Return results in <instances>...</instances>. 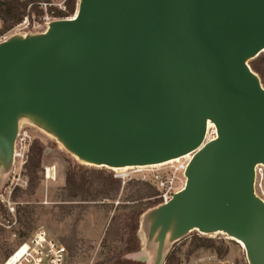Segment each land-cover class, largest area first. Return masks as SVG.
Instances as JSON below:
<instances>
[{
	"label": "water",
	"instance_id": "water-1",
	"mask_svg": "<svg viewBox=\"0 0 264 264\" xmlns=\"http://www.w3.org/2000/svg\"><path fill=\"white\" fill-rule=\"evenodd\" d=\"M263 51L264 0H79L73 18L0 42V170L23 118L90 166L193 153L149 237L220 232L264 264V88L248 65Z\"/></svg>",
	"mask_w": 264,
	"mask_h": 264
},
{
	"label": "rangeland",
	"instance_id": "rangeland-1",
	"mask_svg": "<svg viewBox=\"0 0 264 264\" xmlns=\"http://www.w3.org/2000/svg\"><path fill=\"white\" fill-rule=\"evenodd\" d=\"M262 53L264 54V51ZM20 129L27 130L32 137L30 147L36 141L43 146L44 150L41 158V168L37 171L39 177L38 185L33 193L26 191L28 179L23 175L24 165L23 167L19 166L18 160H13L7 169L0 170V190L2 189V194H0V259L21 241L19 236L21 227L18 222L15 225L11 223L13 217L8 215L7 209L4 207L8 196V185L15 174L20 172L22 178L27 180V186L26 188H19L22 191L19 192L18 197L15 200L11 198V200L14 202L15 211L19 204L28 205L34 209L32 231L41 228L59 240V237L69 234L76 217V213H73L63 219H59L58 204L60 201L57 200L56 195L63 185L66 167L78 160L51 133L37 126L28 118L21 119ZM212 133V127H210L208 136L213 137ZM45 166H53L55 168V179H44L43 167ZM118 172L126 174L127 180L131 178L143 180L141 173L133 169L127 168L122 172ZM122 198V196L117 197L113 202L114 206L124 204L125 202L122 201ZM106 202L111 203L110 201ZM155 207L145 210L141 215L129 208L106 211L103 208L89 207L82 213L76 227V237L80 239L81 249L74 259L69 260L68 258L66 264H94L105 256L107 251L101 247L100 242L111 217L115 213L121 215L117 232V237L120 239L119 248L123 247V241L135 231L134 226L137 223L138 230L136 233L140 238L143 250L141 253L138 251L131 255L138 260H142L144 264H156L158 257L162 259L174 242L172 239L173 234L170 236L168 233L162 248H160L155 238L156 235L149 237L151 226L149 213ZM194 235L210 239L217 248H193L191 239ZM175 243L177 258L175 264H211L210 262L203 263L202 258L205 257H212V262L215 264H225L226 261H233L235 264H249L243 247L220 232L203 235L193 230L180 237ZM199 259H202V261H199Z\"/></svg>",
	"mask_w": 264,
	"mask_h": 264
},
{
	"label": "trees",
	"instance_id": "trees-1",
	"mask_svg": "<svg viewBox=\"0 0 264 264\" xmlns=\"http://www.w3.org/2000/svg\"><path fill=\"white\" fill-rule=\"evenodd\" d=\"M73 11L74 4L70 7V12ZM22 15L23 8L16 0L0 1V17L3 19L4 29H8L18 22ZM248 65L258 76L264 88V54L261 52L253 59H250ZM43 150V146L34 141L24 164L23 175L28 179L26 191L29 193H33L38 185L39 177L37 171L41 168ZM1 191L2 189L0 193ZM21 191L19 188L15 189L12 192V199L15 200ZM156 194L155 187L147 181L135 178L123 181L115 177L114 172L106 167L90 166L79 161L69 164L64 173L63 185L56 195L57 200L60 201L58 204L59 219L76 213L69 234L59 237V241L67 249L69 260L74 259L81 249L80 239L76 237V227L82 213L89 207L103 208L106 211L129 208L141 215L145 210L159 205L158 200L155 198ZM119 196L123 197L122 201L125 203L114 206L113 202ZM120 218L121 215L116 213L111 217L100 242L101 247L106 249L107 253L94 264H144L142 260H138L131 255L141 251V241L136 233L138 230L137 223L134 226L135 231L123 241V247L119 248L120 239L117 237V232ZM16 219L21 227L19 236L23 240L33 229L34 209L28 205H17ZM191 240L193 248H217L213 241L205 237L194 235ZM175 244L174 242L168 252L162 257L160 264H175L177 261Z\"/></svg>",
	"mask_w": 264,
	"mask_h": 264
},
{
	"label": "built area",
	"instance_id": "built-area-1",
	"mask_svg": "<svg viewBox=\"0 0 264 264\" xmlns=\"http://www.w3.org/2000/svg\"><path fill=\"white\" fill-rule=\"evenodd\" d=\"M16 1L23 8V15L18 22L8 29L3 28V19L0 17V42L14 34L42 33L47 30L49 24L53 21L73 18L77 12L79 0ZM73 4L74 11L70 12V7ZM208 130H206L203 144L216 136L214 127H212L213 137L208 136ZM31 142L32 137L28 131L20 129L15 139L13 160H18V165L21 167H23L27 160ZM192 155L193 153L186 154L153 167L128 168L141 173V178L155 187L157 191L155 198L160 205L170 201L173 194L184 188L186 184L185 171ZM126 169L113 168L111 170L114 172L115 177L125 181L127 180L126 174L118 171L122 172ZM254 171V192L264 202V165H255ZM43 177L46 180L55 179V168L53 166L43 167ZM26 186L27 180L22 178L20 172L12 177L8 185V196L4 207L7 209L8 215L13 217L11 222L13 225L16 224L17 220L15 205L11 200L12 192L16 188H26ZM67 259L68 252L66 247L57 238L39 228L33 230L25 239L19 241L6 256L0 259V264H66ZM225 264L235 263L233 261H226Z\"/></svg>",
	"mask_w": 264,
	"mask_h": 264
},
{
	"label": "bare ground",
	"instance_id": "bare-ground-1",
	"mask_svg": "<svg viewBox=\"0 0 264 264\" xmlns=\"http://www.w3.org/2000/svg\"><path fill=\"white\" fill-rule=\"evenodd\" d=\"M207 129H209L210 127H214V125L210 122V121H208V125H207ZM214 129H215V127H214ZM173 160V159H172ZM172 160H169V161H172ZM163 163H165V162H162V163H159V164H152V165H148V166H129V167H138V168H144V167H153V166H156V165H162ZM126 168H128V167H122V168H115V169H126ZM229 239H232V240H234V241H236L238 244H240L241 245V247H243V244H242V242L241 241H239V240H237V239H234V238H231V237H228Z\"/></svg>",
	"mask_w": 264,
	"mask_h": 264
},
{
	"label": "crops",
	"instance_id": "crops-1",
	"mask_svg": "<svg viewBox=\"0 0 264 264\" xmlns=\"http://www.w3.org/2000/svg\"><path fill=\"white\" fill-rule=\"evenodd\" d=\"M143 249H142V247H141V251H142ZM141 251H140V253H141ZM203 259V263L204 262H210L211 264H215V263H213L212 262V257H205V258H202ZM202 259H199V261H202Z\"/></svg>",
	"mask_w": 264,
	"mask_h": 264
}]
</instances>
